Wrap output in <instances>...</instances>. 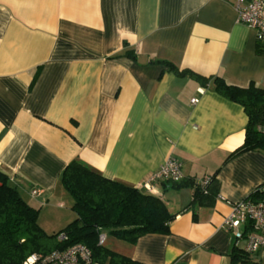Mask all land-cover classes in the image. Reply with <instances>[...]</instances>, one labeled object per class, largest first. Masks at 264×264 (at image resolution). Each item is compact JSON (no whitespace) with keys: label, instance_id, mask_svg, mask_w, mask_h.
Returning a JSON list of instances; mask_svg holds the SVG:
<instances>
[{"label":"crops","instance_id":"obj_1","mask_svg":"<svg viewBox=\"0 0 264 264\" xmlns=\"http://www.w3.org/2000/svg\"><path fill=\"white\" fill-rule=\"evenodd\" d=\"M233 2L0 0V173L44 232L75 218L60 181L72 159L141 188L173 157L191 185L145 189L174 214L169 233L133 244L109 235L106 248L143 264H232L245 240L223 219L264 184V152L231 155L244 140L243 107L173 69L264 88V43ZM202 178L216 180L217 193L191 205ZM250 259L264 264V253Z\"/></svg>","mask_w":264,"mask_h":264},{"label":"trees","instance_id":"obj_2","mask_svg":"<svg viewBox=\"0 0 264 264\" xmlns=\"http://www.w3.org/2000/svg\"><path fill=\"white\" fill-rule=\"evenodd\" d=\"M257 52L262 50L257 48ZM125 55L134 58L130 51ZM178 76L190 74L204 86L211 84L213 90L226 99L241 105L247 116L243 143L231 155L249 150L264 152V88L254 83L246 86L228 84L219 76L203 77L192 72L173 69ZM60 181L73 199L75 218L63 229L47 234L37 223L38 210L30 206L0 173V264H23L32 253L47 254L74 243L88 247L93 260L107 264H143L97 244L100 232L133 244L145 234H167L169 223L174 219L164 202L145 189L126 185L102 176L78 158L65 165ZM191 185L187 180L171 182V187ZM191 205H210L218 183L211 179L205 189L193 185ZM247 198L254 202L264 201V184L252 191ZM64 233L66 239L59 241L57 235ZM231 263L255 264L250 255L234 247L230 253Z\"/></svg>","mask_w":264,"mask_h":264},{"label":"built area","instance_id":"obj_3","mask_svg":"<svg viewBox=\"0 0 264 264\" xmlns=\"http://www.w3.org/2000/svg\"><path fill=\"white\" fill-rule=\"evenodd\" d=\"M233 6L240 23L247 25L254 32L255 39L264 43V0H234ZM192 104L197 98L190 100ZM181 162L169 157L149 177L142 188L151 190L155 182H178L182 180ZM210 178L197 180L196 184L205 189ZM37 189L30 193L36 195ZM223 228L231 233L235 241L245 240L243 251L248 255L264 253V201L254 202L244 198L231 203L230 213L223 219ZM57 240L66 239L64 233L56 237ZM106 234L100 232L97 244L103 245ZM23 264H95L92 253L88 247L81 243H74L63 249H55L47 254L32 253L26 257Z\"/></svg>","mask_w":264,"mask_h":264},{"label":"rangeland","instance_id":"obj_4","mask_svg":"<svg viewBox=\"0 0 264 264\" xmlns=\"http://www.w3.org/2000/svg\"><path fill=\"white\" fill-rule=\"evenodd\" d=\"M107 236H109V234H107ZM109 244H110V243H104L103 246H104V247H108ZM95 264H107V262H105V263H97V262H95Z\"/></svg>","mask_w":264,"mask_h":264}]
</instances>
